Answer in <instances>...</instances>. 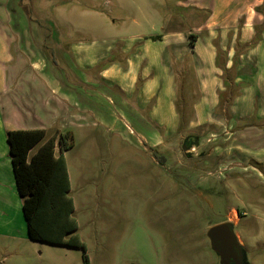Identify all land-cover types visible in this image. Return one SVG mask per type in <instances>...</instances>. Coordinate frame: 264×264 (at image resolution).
<instances>
[{
  "label": "rangeland",
  "instance_id": "obj_1",
  "mask_svg": "<svg viewBox=\"0 0 264 264\" xmlns=\"http://www.w3.org/2000/svg\"><path fill=\"white\" fill-rule=\"evenodd\" d=\"M5 2L0 0V18ZM146 2L20 0L17 6L23 7L26 16L20 11L22 16L14 14L6 26L11 27L10 22L20 27L28 26L27 20L37 22L49 54L48 47L64 41V36L53 35V28H67L72 40L101 47L115 36L128 39L133 33L150 32L151 21L141 18V12L146 14L151 8ZM158 2L162 3V13L174 9V0ZM156 6L160 7L153 9ZM97 65L89 70L91 76L101 68ZM175 70L176 98L184 99L185 127L162 132L155 148L144 141L123 109L115 111V125L110 119L99 122L96 117H85L77 126L61 127L66 122L60 120L52 126L51 132L72 133V146L63 154L76 233L85 244L88 262L222 264L211 248L207 231L230 221L244 263L264 264V165L244 159L235 150L229 154L225 151L229 144L258 146L261 137L242 139L241 132L260 129L257 124L264 117L256 116L254 110L255 114L244 121L229 122L230 117L221 116L220 122L197 125L195 117L187 114L193 84H187L188 89L182 84L191 82L190 69L182 66ZM96 103L100 111V103ZM155 103L154 98L145 103L144 117L151 125L155 123L147 114ZM103 108L107 109L105 114L112 110L108 103ZM155 114V120L160 121V114ZM141 126L147 131V126ZM153 128L159 133L156 126ZM185 139L194 142V148L183 147ZM0 245V264H83L81 248L26 238H8Z\"/></svg>",
  "mask_w": 264,
  "mask_h": 264
},
{
  "label": "crops",
  "instance_id": "obj_2",
  "mask_svg": "<svg viewBox=\"0 0 264 264\" xmlns=\"http://www.w3.org/2000/svg\"><path fill=\"white\" fill-rule=\"evenodd\" d=\"M6 1L0 18V242L29 239L6 141L9 130L50 129L57 120L66 122L61 127H72L85 117H96L99 122L110 119L115 125V111L123 109L144 141L155 148L162 132L178 127L175 69L182 66L191 72V82L182 84L187 89V84H193L187 114L195 117L197 125L214 124L224 116L218 104L225 77L238 92L229 105V122L247 120L254 110L256 116L264 117V14L257 11L264 0H174L169 14L161 12L158 0H147L151 8L146 14L141 12V18L151 21L150 32L133 33L128 39L115 36L97 47L72 40L63 24V29H51L53 35L64 36L63 43L48 47L51 54L46 53L37 22L6 26L14 14L24 15L23 7L17 6L20 0ZM155 5L160 7L153 9ZM257 32L258 39L250 45ZM111 55L113 62L91 76L89 70ZM153 98L156 106L147 115L159 133L144 117L145 103ZM107 103L112 110L105 114ZM155 113L160 114V121L155 120ZM257 126L260 129L248 130L254 135L244 129L241 138L261 137L258 146L229 144L227 154L235 150L244 159L264 165V118Z\"/></svg>",
  "mask_w": 264,
  "mask_h": 264
},
{
  "label": "trees",
  "instance_id": "obj_3",
  "mask_svg": "<svg viewBox=\"0 0 264 264\" xmlns=\"http://www.w3.org/2000/svg\"><path fill=\"white\" fill-rule=\"evenodd\" d=\"M257 11L264 14V2L257 7ZM258 37L257 32L255 40L250 45ZM113 60L111 55L104 63H99L97 68L104 67ZM225 72L223 69V74ZM223 84L225 91L219 94L218 110L224 117H230L229 105L238 92L227 77L223 78ZM183 101L180 96L175 100L177 130L185 127V111L181 107ZM52 128L16 129L6 133L27 235L34 241L81 248L83 264H89L85 244L76 233L74 203L69 195L70 181L63 154L64 149L72 146V133L70 130L59 133L56 129L51 132Z\"/></svg>",
  "mask_w": 264,
  "mask_h": 264
},
{
  "label": "water",
  "instance_id": "obj_4",
  "mask_svg": "<svg viewBox=\"0 0 264 264\" xmlns=\"http://www.w3.org/2000/svg\"><path fill=\"white\" fill-rule=\"evenodd\" d=\"M207 236L211 248L219 255L222 264H240L243 261L241 247L230 221L210 227Z\"/></svg>",
  "mask_w": 264,
  "mask_h": 264
},
{
  "label": "flooded vegetation",
  "instance_id": "obj_5",
  "mask_svg": "<svg viewBox=\"0 0 264 264\" xmlns=\"http://www.w3.org/2000/svg\"><path fill=\"white\" fill-rule=\"evenodd\" d=\"M192 143H193L192 141H190V140H186V139H185V140L183 141V143H182V146L185 147L186 149H188V148H192V147H191V144H192ZM240 264H245V263H244V261H241Z\"/></svg>",
  "mask_w": 264,
  "mask_h": 264
}]
</instances>
